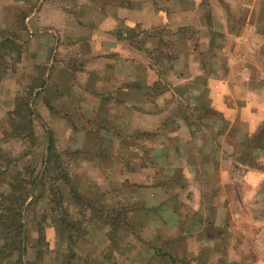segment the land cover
<instances>
[{"label": "crops", "instance_id": "obj_1", "mask_svg": "<svg viewBox=\"0 0 264 264\" xmlns=\"http://www.w3.org/2000/svg\"><path fill=\"white\" fill-rule=\"evenodd\" d=\"M202 1L78 0L73 14L62 1L40 0L25 23L36 14L47 39L64 46L67 55L80 45L88 58L82 67L66 65L78 81L58 96L69 110L75 98L100 122L96 134H86L95 153L112 142L116 148H106V154L119 163L128 159L145 175L180 171L186 186H198L190 168V111L195 105L218 114L209 122L212 139L205 145L203 264H264V0ZM17 4L0 0V26ZM186 27L199 32V48L179 33ZM204 56H219L223 64L209 69ZM87 76L89 87L81 82ZM43 103L42 120L66 119L51 117ZM198 119L204 127L205 115ZM143 150L155 162L143 163ZM206 184L213 187L209 193Z\"/></svg>", "mask_w": 264, "mask_h": 264}, {"label": "rangeland", "instance_id": "obj_2", "mask_svg": "<svg viewBox=\"0 0 264 264\" xmlns=\"http://www.w3.org/2000/svg\"><path fill=\"white\" fill-rule=\"evenodd\" d=\"M75 2L66 0L62 6H69L74 14ZM39 3L18 0L17 9L8 11L0 26V244L9 243L13 234L9 222L19 219L20 197L30 193L21 215L25 252L19 262L18 254L7 246L0 251V264L205 263V145L212 139L209 122L215 123L218 114L202 112L195 105L190 111L194 126L190 168L198 186H186L180 171L158 169L145 175L128 159L119 163L117 156L106 154V148H116L112 142H104L95 153L86 134H96L100 122L92 119L91 111L75 105V98L69 110L58 96L77 78L66 65L82 67L88 58L80 45L69 49V56L64 46L47 39L38 31L36 14L26 25V15L36 12ZM179 33L198 47L199 32L193 27ZM204 59L209 69L223 64L219 56ZM88 77L86 81L79 77L86 87L91 85ZM5 96L10 98L6 104ZM43 102L49 105L51 117L66 119L42 120ZM28 109L39 116H31ZM201 113L204 127L198 119ZM94 141L102 142L101 137ZM195 148L201 153L195 154ZM49 153L50 168L41 176ZM142 154L143 163L155 162L149 151ZM249 160V156L244 159ZM59 167L67 173L66 180L59 178ZM36 176L39 183H33ZM12 183L18 184L14 201L9 196L3 200ZM206 187L207 193L213 188ZM193 190L200 196L194 197Z\"/></svg>", "mask_w": 264, "mask_h": 264}, {"label": "trees", "instance_id": "obj_3", "mask_svg": "<svg viewBox=\"0 0 264 264\" xmlns=\"http://www.w3.org/2000/svg\"><path fill=\"white\" fill-rule=\"evenodd\" d=\"M28 112L30 113V115L34 114L35 116H39L38 114H36L31 109H28ZM48 150H50L49 146H48ZM50 156H51V154L49 153L48 156H46V159L43 160L44 169H43V171L41 173V176L44 175L47 172L48 168H50V165H49V167H47L48 162L51 161ZM58 164H60V163H58ZM55 165H57V164H55ZM58 169L61 172L59 178H61L62 180H66L67 179V173L65 171H63L60 167ZM34 181H35V183H39V179L37 178V176H36L35 180H33V183H34ZM17 185L18 184H16V183H12L10 185V189H9L8 193L5 194L3 200L6 199L7 196H9L10 197L9 200L10 201H14V198H13V196L15 194L14 187H16ZM51 191L54 192V193H57L53 189H51ZM29 194L30 193L20 197L19 208L17 210L19 219L16 220V221H12L11 220L9 222L8 228L13 231V234L10 236L11 238H9V243L7 244L8 241L7 242L5 241L3 244H0V251L4 250V248L8 246L9 248H11V251L16 252L18 254L17 259L19 260V262L21 261V255H23L24 252H25V243H24V241H25V236H26L25 235L24 223L21 220V215H22V210H23V202L26 201L28 197H30ZM15 201H17V199ZM11 211L12 210H11V206H10L9 207V212H11Z\"/></svg>", "mask_w": 264, "mask_h": 264}]
</instances>
